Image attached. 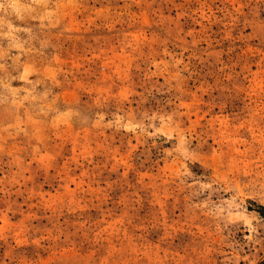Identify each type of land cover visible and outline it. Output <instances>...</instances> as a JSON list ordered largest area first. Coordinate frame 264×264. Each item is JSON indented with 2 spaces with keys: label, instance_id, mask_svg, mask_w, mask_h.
<instances>
[{
  "label": "rangeland",
  "instance_id": "obj_1",
  "mask_svg": "<svg viewBox=\"0 0 264 264\" xmlns=\"http://www.w3.org/2000/svg\"><path fill=\"white\" fill-rule=\"evenodd\" d=\"M0 264H264V0H0Z\"/></svg>",
  "mask_w": 264,
  "mask_h": 264
}]
</instances>
